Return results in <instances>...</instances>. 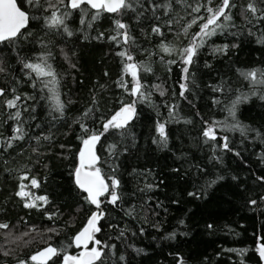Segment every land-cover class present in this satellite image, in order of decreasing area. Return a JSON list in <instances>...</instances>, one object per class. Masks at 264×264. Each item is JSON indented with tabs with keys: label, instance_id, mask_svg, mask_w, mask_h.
Masks as SVG:
<instances>
[{
	"label": "trees",
	"instance_id": "trees-1",
	"mask_svg": "<svg viewBox=\"0 0 264 264\" xmlns=\"http://www.w3.org/2000/svg\"><path fill=\"white\" fill-rule=\"evenodd\" d=\"M18 2L29 23L0 41V264H41L31 257L49 244L45 264H63L94 210L93 264H262L264 83L241 73L264 72V0H229L207 35L223 0H124L115 12ZM125 104L132 117L105 130ZM92 134L108 183L98 206L74 179Z\"/></svg>",
	"mask_w": 264,
	"mask_h": 264
},
{
	"label": "snow or ice",
	"instance_id": "snow-or-ice-1",
	"mask_svg": "<svg viewBox=\"0 0 264 264\" xmlns=\"http://www.w3.org/2000/svg\"><path fill=\"white\" fill-rule=\"evenodd\" d=\"M82 3H85V0H71L70 6L71 8H79ZM87 3L91 4L92 8H107L110 12L118 11L121 7L125 6L124 0H87ZM229 7V0H223L222 6L213 12L211 8L208 9L212 15L208 18L207 22L203 25L202 31L205 34H209L207 29H209L210 25H215L216 21L220 16L225 15V10ZM249 8L255 12V8L252 5H249ZM199 9H197L198 11ZM227 18V17H226ZM28 17L25 12L21 11L19 7H17L16 0H0V41L10 39L16 37L20 32L21 28L25 26L27 23ZM63 21L53 15L52 23H62ZM118 28H124L125 25L117 24ZM154 31H159V29H154ZM214 31V29H213ZM165 51H170L167 47L164 48ZM186 54V62L191 63L192 56L195 54V46L192 48H187L184 50ZM121 55H126V53H121ZM128 59L131 60L132 57L128 56ZM25 67L31 68L37 72L40 76H53L54 73L52 71H45L44 68L41 67L40 64H26ZM125 71H130L133 78L137 75V68L135 64H128L125 68ZM185 72H187V68H185ZM246 78L251 79L253 83H264V72H261V79L257 80V72L255 70L247 73H241ZM139 84L137 83L134 91H139ZM183 88L184 85H181ZM0 95H3V90L0 89ZM16 99H19L17 97ZM246 99V97H245ZM239 103V98L233 104V109L230 110L231 114L234 115L235 104ZM9 106H15V101H8ZM57 104L59 105V101L57 99ZM62 108V105H59ZM133 109L131 106L126 107L121 110L117 116L113 117L112 120L105 125V130L108 127H123L124 123L131 117ZM19 115V114H17ZM163 126L160 127V132L163 133ZM204 135L209 139H215V130L213 126H209L208 130L205 131ZM227 140V138H224ZM99 140V136L93 134L89 137V139L84 140L85 151L81 152V165H84V159L87 155V160L89 166L95 163L97 157L93 151L95 143ZM227 143L224 144V147L227 148ZM77 184L84 189L88 193L87 199L90 200L91 203L99 205L100 201L98 199L99 196L104 195L108 192V185L104 182V180L99 175V169H96L94 172H86L81 173V169L77 170L76 173ZM33 185H37V181L33 179L31 181ZM118 181H113V186L118 185ZM24 186H21V191L18 193L21 196L27 195L23 191ZM111 202L115 203L118 198L115 192L110 193ZM39 199H46L44 197H40ZM29 207L33 206L31 204L27 205ZM100 218L99 215L93 214L87 222L86 227L75 237V243L77 246H83L85 251L79 256H65L64 264H93L94 261L99 260L102 256V251L97 247L88 248L89 243H94L95 245H100L101 241L95 239V233L99 232L100 229L97 227V221ZM0 227H7V225H0ZM261 255L264 256V246H261L260 249ZM57 254V250L51 246L46 248L44 251L37 253L32 256L31 259L34 261H40L41 264H45V262L50 259L53 255Z\"/></svg>",
	"mask_w": 264,
	"mask_h": 264
},
{
	"label": "water",
	"instance_id": "water-1",
	"mask_svg": "<svg viewBox=\"0 0 264 264\" xmlns=\"http://www.w3.org/2000/svg\"><path fill=\"white\" fill-rule=\"evenodd\" d=\"M69 2L71 3V0H69ZM85 2H87V0H85ZM16 4H17V7H19L20 8V10L21 11H23V12H25V14H26V16L28 17V20H27V23L25 24V26L24 27H26L27 26V24L29 23V12L26 10V9H24L20 4H19V2H18V0H16ZM89 4V3H88ZM91 5V4H90ZM97 9V8H96ZM105 10H107V8H104ZM23 27V28H24ZM23 28H21V30L23 29ZM20 30V31H21ZM190 48H192V47H190ZM134 88H135V86H134ZM0 89H2L3 90V93H4V88L1 86V83H0ZM1 97H2V95H0V101H1ZM130 105H128V104H125V105H123L119 110H117L112 116H111V119L113 118V117H115V116H117V114L118 113H120L121 112V110L122 109H124V108H126V107H129ZM131 108L133 109V107L131 106ZM133 113H134V109H133V111H132V113H131V117H132V115H133ZM130 117V118H131ZM129 118V119H130ZM128 119V120H129ZM127 120V121H128ZM126 121V122H127ZM125 122V123H126ZM93 135V134H92ZM92 135H90V136H92ZM95 135H97L98 136V134H95ZM90 136H88L85 140H87V139H89V137ZM85 151V145H84V141H83V143L81 144V146H80V149H79V151H78V162H77V164H76V167H75V170H74V179H75V182H76V180H77V177H76V173H77V170L78 169H81V173L83 174V173H86V172H94L96 169H92V168H89V167H87L89 164H88V160H87V155L85 156V159H84V165H83V167H82V165H81V152H84ZM93 151H94V153H95V156L97 157V153H96V143H95V145H94V148H93ZM97 160V159H96ZM96 162V161H95ZM95 164V163H94ZM99 175H100V177L104 180V182L108 185V183H107V181H106V179L102 176V174L99 172ZM76 184H77V182H76ZM78 185V184H77ZM79 186V185H78ZM80 187V186H79ZM81 188V187H80ZM82 189V188H81ZM83 191H85L84 189H82ZM86 192V191H85ZM87 193V192H86ZM87 195H88V193H87ZM93 214H97L98 215V211L97 210H94L92 213H91V215L88 217V219H87V221L85 222V224L75 233V235H74V237H73V241H74V244L76 245V243H75V237L86 227V225H87V222H88V220L90 219V217L93 215ZM49 246H51V247H53V248H55L56 249V247L53 245V244H49V245H47V246H44L43 248H41V249H39L38 251H36L34 254H33V256L34 255H36L37 253H39V252H42V251H44L46 248H48ZM80 247H82L81 248V252L79 253V256L85 251V249H84V247L83 246H80ZM89 248V247H88ZM89 249H91V248H89ZM57 250V249H56ZM65 256H74L73 254H71V253H66L64 256H63V260H64V257ZM78 256V257H79ZM63 264H64V261H63ZM262 264H264V256H262Z\"/></svg>",
	"mask_w": 264,
	"mask_h": 264
},
{
	"label": "rangeland",
	"instance_id": "rangeland-1",
	"mask_svg": "<svg viewBox=\"0 0 264 264\" xmlns=\"http://www.w3.org/2000/svg\"><path fill=\"white\" fill-rule=\"evenodd\" d=\"M112 120V119H111ZM89 168H92V169H98L97 166L95 164H92L91 166H87ZM99 199V198H98ZM89 248H92V246H88ZM81 252V249L77 252V253H73L74 256L78 257L79 256V253ZM72 254V253H71Z\"/></svg>",
	"mask_w": 264,
	"mask_h": 264
},
{
	"label": "flooded vegetation",
	"instance_id": "flooded-vegetation-1",
	"mask_svg": "<svg viewBox=\"0 0 264 264\" xmlns=\"http://www.w3.org/2000/svg\"><path fill=\"white\" fill-rule=\"evenodd\" d=\"M81 248H82V247H81ZM81 248H80V249H81Z\"/></svg>",
	"mask_w": 264,
	"mask_h": 264
}]
</instances>
